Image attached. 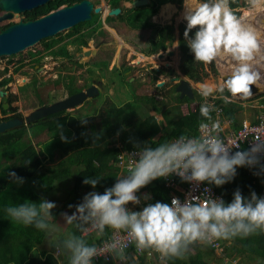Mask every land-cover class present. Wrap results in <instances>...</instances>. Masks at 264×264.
Instances as JSON below:
<instances>
[{
    "label": "clouds",
    "instance_id": "obj_1",
    "mask_svg": "<svg viewBox=\"0 0 264 264\" xmlns=\"http://www.w3.org/2000/svg\"><path fill=\"white\" fill-rule=\"evenodd\" d=\"M235 2L197 0L193 4L192 0H184V37L194 61L204 66L231 64L230 74L219 85H199V94L205 100L200 105V115L207 121L199 124L203 131L192 136L182 134L155 147L146 144L138 149L136 158L128 164L127 173L116 178L112 187L102 194L89 192L80 204L69 205L75 211L61 216L72 230L54 248L46 250L57 264H93V259L102 255L126 264L129 246L134 247L137 256L155 253L160 264H168L173 259H184L196 244L212 245L218 240L244 239L264 232V197H258L254 191L246 198L237 189L232 201L226 203L210 195L209 187L202 196L186 197L183 202L173 197L170 204L157 201L139 211L127 207L139 205L141 197L137 193L160 178L175 175L182 182L221 187L234 179L239 167H259L264 172L261 164L264 136H254L247 148L226 142L220 136L223 132L220 122L213 121L211 115L214 105L207 102L214 93L225 103L237 98L248 100L253 95L252 86L259 88L264 79L260 70L264 67L261 35L256 26L246 24L238 15L239 10L232 7ZM245 4L250 12L264 9V0H245ZM194 29V35L190 36ZM9 176L23 183L15 172ZM99 179L85 178L84 183L95 189ZM143 199L148 200L150 196L145 195ZM54 208V202L42 198L39 202L10 205L5 211L12 222L52 235L60 230L52 212ZM106 230L120 233L121 239L97 247L89 244L84 236L85 233L104 236Z\"/></svg>",
    "mask_w": 264,
    "mask_h": 264
},
{
    "label": "trees",
    "instance_id": "obj_2",
    "mask_svg": "<svg viewBox=\"0 0 264 264\" xmlns=\"http://www.w3.org/2000/svg\"><path fill=\"white\" fill-rule=\"evenodd\" d=\"M79 1L51 0L45 6L28 15V18L34 19L61 5ZM163 2H176L180 5L182 0H157L151 6L128 10L124 20L128 26L134 29L154 27L149 18L156 13L159 5ZM241 5L239 0H236L232 7L236 9ZM115 6L117 5L115 4ZM90 25L92 24L81 23L77 27ZM185 29L186 24L179 25L177 39L181 56L179 68L186 73L185 75L189 79L199 82L203 78L201 75L203 72L202 64L194 61V54L187 46L184 37ZM78 32H80V28L75 30L73 27L67 33V37L70 38ZM194 32L195 29L189 35L193 36ZM156 33L161 42L152 43V47L147 53L155 54L159 49H166L167 46L164 41L167 38L170 40L173 38L171 30L167 31L164 37L159 35L158 30ZM80 37L74 38L71 42L77 45L79 51L81 46L87 42L85 37L84 40ZM42 42H45V49H51L59 41L48 38ZM51 55L53 57H68L69 53L63 48L62 51H52ZM83 60L87 59H81L79 63L87 64L89 62ZM35 62H39V60L36 59ZM168 72L172 73V71ZM1 74L0 72V76ZM152 80L155 82L156 77H153ZM8 81V79L1 80L0 87ZM89 85L86 83V86ZM86 86L84 84L73 89L71 84L67 83L66 88L70 93L72 89L78 93ZM130 95L132 99L121 104L114 102L109 97L101 98L97 106L90 113L82 114L83 116L61 117L59 112L46 117L40 121V126L32 130L35 138L41 133L47 135L46 139L37 142V145H32L28 137L23 140L26 134L25 129H12L0 135V154L4 157V165L0 168V264H13V260L15 264H57L56 259L48 251L44 249L34 251L36 245L41 244L43 238L47 239L48 235L33 227H25L12 222L7 216L6 207L13 204L19 205L25 201L39 202L42 196L51 192L56 182L71 180L72 186L69 189L66 208H64L72 214L75 207L69 208V205H78L87 193L96 191L102 194L106 188L115 184L116 178H118V169L115 167L118 153V149L114 147L116 143L120 142L127 150L139 149L146 144L155 147V144L175 139L182 134L196 135L198 125L204 121L200 115V107L183 115L179 110V98L173 106L162 109L156 105L153 97L136 99L132 93ZM184 99L189 101L188 98ZM142 104L151 105L152 111L160 115L161 122L156 120L154 116L148 115ZM228 106L229 108H227ZM227 107H224L225 115L236 122L233 117L236 112L235 107L232 105H227ZM97 121L100 122L99 125L96 124ZM56 156L59 160L58 163L44 168L46 162H56ZM237 171L238 179L234 177L231 182L221 187L214 186L216 192L222 196L226 203L232 201L233 193L237 189L246 198H250L253 191L257 196L261 192L258 182L248 176L244 167L238 168ZM10 172H15L17 177L23 179V183H18L11 178ZM85 178L100 179L96 188L93 189L91 185L84 183ZM146 188L152 194L150 203L166 202L168 190L158 182V179L152 181L139 192ZM52 212L54 217L58 215V210H52ZM70 230H72L71 226L67 225L66 232ZM77 235L80 233L77 232ZM62 238L64 237H60L58 240ZM85 238L89 244H94L99 243L106 236L104 235L101 239L91 236H85ZM21 240L24 241L25 248L19 247L16 254L12 253L13 250H16V244H19ZM231 240L240 243L239 251L264 258V235L262 232L244 239L237 237ZM52 241L53 238H51L50 243ZM187 256L188 263L183 259H173L168 264H207L203 261L201 251L194 255L187 254ZM97 264H114V262L110 260ZM139 264L143 263L139 262Z\"/></svg>",
    "mask_w": 264,
    "mask_h": 264
},
{
    "label": "rangeland",
    "instance_id": "obj_3",
    "mask_svg": "<svg viewBox=\"0 0 264 264\" xmlns=\"http://www.w3.org/2000/svg\"><path fill=\"white\" fill-rule=\"evenodd\" d=\"M167 1V0H164ZM95 6H99L100 2L99 0H93ZM196 3L197 0H194ZM239 2L242 4L241 7L236 8L238 9V15L241 16V18L244 16L245 13L250 12L245 4V0H239ZM170 5V6H169ZM127 6V5H126ZM130 6V5H128ZM169 6V7H168ZM166 7V8H165ZM172 7V8H171ZM171 8V9H170ZM184 8V0H182L181 4L179 5L176 2H163L159 6V10L152 18L151 20L156 23L157 26L156 30H158L159 35L164 37L167 34V31L171 30L172 33V40L170 38H167L164 41V44H167L166 50H160L159 52L153 54L157 55L160 52L164 53V57L162 59L163 64H155L153 59L149 58L150 54H143L142 60L138 57V55H141L139 53V50L144 49L147 51L150 46L145 44V41L148 38H153L154 40H157L158 43L161 41L158 40V37L156 34V31H146V32H136L133 33L131 30L125 28L122 25V22L120 20H113L116 16H110L107 17V20H105L108 24L105 25L109 27L110 25H116V28L109 27V29H106V31H103L101 33H104L102 36H96L98 34H90L89 36L86 34L85 39H87V45L85 48H81L79 52H77L75 57L70 60H64L59 59L55 57H50L49 52H47L44 48V44L42 41H40L35 46L28 48L24 50L23 52H20L16 55H12L9 57H0V72L2 73V77L7 76L10 77L11 82L9 83L11 85V88H9L14 94L13 97H15V100L13 102L14 108L17 110V112L23 113V115H27L29 112L33 110L38 104L40 103H49L51 100H59L61 98H64L67 95V83L72 85V78H74V81H76L77 86L81 87L85 84L86 81L85 78L86 75H91L94 77L95 81H98L100 86L95 85L101 90V93L107 94L110 96L111 100H113L116 103H124L125 101H129L132 99L131 93H134V96L136 99L144 98V97H153L156 105L159 108L166 109L170 106H173L177 102V98H179V94L175 92V88L177 83L171 81L172 78L178 77L180 80H187L192 87L193 92V98L195 99L186 101L184 98L180 99L179 104V110L183 115H186L188 112L193 110V102H201L204 100L203 97L199 94V85L201 83H207L211 85H219L222 83L220 79L221 72L224 73H230L231 66L228 67L227 64L229 62H222L225 68L220 67V63H213L208 66H204L202 64V70L201 75H203V78L196 82L194 80L189 79L185 74V72L181 71L180 67V51L177 46V39H178V28L181 24H186V21L183 19H179L182 13V10ZM165 9H168V15H165V19L163 17H160L163 11ZM171 10V11H170ZM92 19L88 22H85L86 24H94V23H100L104 16L100 14H92ZM170 16V17H169ZM169 17L168 19H166ZM111 20V21H110ZM251 22H253V19L251 18ZM5 24V22H3ZM255 26V25H254ZM84 29V27H82ZM260 35L262 36V33L264 32V29L262 27H257ZM71 29L63 31L53 38L57 39L58 41H62L60 44H56L55 47L62 46L66 43V41L69 39L67 38V33L70 32ZM80 37V36H79ZM262 39V37H261ZM263 40V39H262ZM110 43L108 48V56L106 59H110V62L108 63V66L106 67V64L103 63H95L92 61L88 65L84 64L83 62L80 64L79 60L83 59L81 57V54L86 51V49H90V46L92 49H96L98 47V44L101 43ZM172 42V43H170ZM169 43L171 44L169 46ZM264 41H262V44ZM89 44V46H88ZM123 48V49H122ZM68 51L73 52L74 47L72 45L67 46ZM169 50L174 51L173 56H167V52ZM121 51V52H120ZM75 52V51H74ZM133 55H131V54ZM120 54V58H119ZM131 55V56H130ZM151 55V56H153ZM90 57V56H89ZM87 57L86 59L88 60ZM144 58V59H143ZM35 59H38L40 63H38L39 69L34 70L32 67L35 63ZM126 59V60H125ZM129 59H132L129 61ZM161 59V58H160ZM75 60V62H72ZM87 60H83L86 61ZM139 60V61H138ZM156 61V60H155ZM166 61V62H165ZM152 62V63H151ZM166 63V64H165ZM264 64V61L261 62ZM132 65L131 71L126 75L127 77H130L132 79L131 84L133 87L130 86V90L127 89L123 83L118 77L119 70L122 69V66H129ZM22 66H25L24 68L27 69L26 72L31 73L32 79H35L37 81V85L35 90L31 87V84L29 86H24L25 79H28L23 72L22 69H20ZM96 68H93V67ZM44 67V68H42ZM100 69H99V68ZM198 67V65H197ZM41 68V69H40ZM229 71H226V70ZM262 74H264V67H261ZM88 71V73H87ZM168 71H172L170 74ZM206 72V74H205ZM199 74V73H198ZM89 77V76H88ZM153 77H156V82L152 83L151 80ZM165 82L164 85L158 86L159 83ZM93 85L86 86L85 88H82L81 91H84L86 88H89ZM173 86V87H172ZM172 87V88H170ZM66 88V89H65ZM170 88V89H169ZM263 91L256 94L255 97L248 99L246 102L243 103L246 104L250 102L252 104L259 98H264V89ZM31 92V93H29ZM32 92L35 93V95L32 94ZM41 95L42 98H39L37 93ZM133 95V94H132ZM225 95H228V93H225ZM213 100L214 102H218V104H222L224 107H227V105H232L235 107L236 112L233 114V117L235 121H242V120H248L251 119L252 116L255 114L258 115L259 110L252 108V107H239L231 103H225L222 99L219 98V94L214 93L213 96H210L207 101ZM261 101V100H260ZM40 102V103H39ZM254 104V103H253ZM248 106V105H247ZM260 106V105H259ZM78 107V106H77ZM142 107L146 111L148 115H152L155 117L156 120L160 121L161 117L159 114H156L152 111L151 105L149 104H142ZM229 108V106L227 107ZM82 113V112H81ZM78 113V116H83L82 114ZM161 122V121H160ZM99 121H97V125H99ZM27 137L29 138V142L32 145H37V142L42 141L43 139H46L47 135L45 133L39 134L37 138H35L32 134V130L27 131L24 136V139ZM56 162H46L44 168L53 166L58 163V158L56 156ZM4 157L0 154V168L2 165H4ZM240 168V167H239ZM238 173V171H237ZM119 175V174H118ZM238 179V174L235 176ZM71 180H65L61 182H56L49 194H46L42 196L43 199H47L48 201L54 202L56 204V208L53 210H58V215L55 218V221L60 224V230L57 233H54L52 235H48L51 238H53V244H48L46 241L42 244V248L44 250H47L49 248H54L55 244L57 243L58 238L64 237L67 232L66 228L67 225H65V221L63 217L61 216V213H67L68 215H71L66 211V202L68 200V193L69 189L71 188ZM65 207V208H64ZM264 235V232H262ZM44 240H47L46 238H43ZM51 242V243H52ZM25 248L24 241L21 240L19 244H16L15 249L12 253L16 254L17 249ZM241 248V245L239 242H234L230 240H220V250H211L208 245H202V244H196L194 245L191 250L189 251L188 255H194L196 252L201 251L203 256V261L207 264H264V258L258 256V255H249L247 253L239 251ZM186 257L183 259L186 263H188V259ZM13 264H15V261L13 260ZM119 264V263H115Z\"/></svg>",
    "mask_w": 264,
    "mask_h": 264
},
{
    "label": "water",
    "instance_id": "obj_4",
    "mask_svg": "<svg viewBox=\"0 0 264 264\" xmlns=\"http://www.w3.org/2000/svg\"><path fill=\"white\" fill-rule=\"evenodd\" d=\"M49 0H0V10L3 15L0 16V22L10 20L13 13H21L24 11H32L39 7L44 6ZM147 0H135L132 3L134 8L147 4ZM102 13L100 6H94L90 0H82L80 2L62 6L48 14L37 18L35 20L19 21L12 24L5 29L0 30V57H9L16 55L24 50L31 48L38 44L40 41L52 38L57 34L69 30L80 23L88 22L92 19V14ZM108 16H117L120 13L119 8H114L107 12ZM103 15V14H102ZM96 50H93L95 53ZM167 56H173L172 50L168 51ZM164 54L159 53L158 58H163ZM230 73L221 72L220 79L223 82L227 79ZM171 81L176 82L177 86L175 91L179 94V99L188 98L193 99V92L191 84L187 80H180L174 77ZM159 83L158 86H161ZM253 95L262 92V88L252 86ZM98 90L95 86L88 89L85 93H77L57 101L46 107H41L30 112L24 123L20 120L13 119L9 121L0 122V134L20 126L23 124L28 125L38 120L44 119L52 114L59 113L64 110L74 109L79 106L85 99L93 97ZM7 105H4L6 108Z\"/></svg>",
    "mask_w": 264,
    "mask_h": 264
},
{
    "label": "flooded vegetation",
    "instance_id": "obj_5",
    "mask_svg": "<svg viewBox=\"0 0 264 264\" xmlns=\"http://www.w3.org/2000/svg\"><path fill=\"white\" fill-rule=\"evenodd\" d=\"M51 0H49L48 2H50ZM80 1H82V0H80ZM79 1V2H80ZM91 2H93V0H90ZM133 1H135V0H99V2H100V7L102 8V13H100V15H102L103 14V16H104V18H103V20L98 24V23H94V24H92V25H90V26H83L84 27V29L80 26V27H74L75 28V30L76 29H78V28H80V32H78V33H76L74 36H72V37H67V38H69L67 41H66V43L64 44V45H62V46H58V47H55L56 46V44H60V43H62V41L60 42H58V43H56L55 45H54V47H52L51 49H45L47 52H49V55H50V57H53L52 55H51V52L52 51H62L63 50V48L66 50V52H68L69 53V56L68 57H61V56H57V57H55V58H59V59H64V60H70V59H72V58H74L75 57V54L77 53V52H79V50H77L78 48H77V45H75V44H72L71 42H72V40L74 39V38H78L79 37V35L80 36H83V37H80V39H82L83 38V40H84V37L86 38L87 36H86V34L89 36L90 34H92V33H94V34H98V35H96V36H102V35H104V33H106V32H104V33H101V32H103V31H106V29H109V27L111 26V27H113V28H116L117 29V26L116 25H110L109 27H107L106 25L108 24L105 20H107V17H110V16H108L107 14V12H109V10H111V9H114V8H119L120 9V13L113 19L114 21L115 20H120L121 22H122V25L125 27V28H127V29H129V30H131L133 33H136V32H146V31H156L157 32V30H156V27H159V26H157L156 25V23H154L151 19L152 18H154V16L156 15V13L158 12V10H159V7H158V9H157V11H156V13L154 14V15H152V16H150V18H149V21L154 25V27L153 26H151V27H149V28H137V29H134V28H131L130 26H128L127 25V23L125 22V20H124V16L128 13V10H131V9H137V8H142V7H148V6H151L152 4H154L157 0H147L148 1V3L147 4H145V5H143V6H139V7H137V8H134L133 6H132V3H133ZM164 1V0H163ZM47 2V3H48ZM46 3V4H47ZM74 3H77V2H73V3H71V4H74ZM45 4V5H46ZM71 4H64V5H61V6H59L58 8H60V7H62V6H67V5H71ZM93 4H94V2H93ZM115 4L117 5V6H115ZM162 4V3H161ZM160 4V5H161ZM44 5V6H45ZM127 5V6H126ZM128 5H130V6H128ZM159 5V6H160ZM94 6H95V4H94ZM43 7V6H42ZM40 8V7H39ZM58 8H56V9H58ZM38 9V8H37ZM56 9H54V10H56ZM36 9H34V10H32V11H24V12H21V13H13V15H12V18L10 19V20H4V21H2V22H0V30L1 29H5V28H7L8 26H10V25H12V24H15V23H18L19 21H27V20H35V19H37V18H40V17H42V16H44V15H42V16H39V17H37V18H34V19H30V18H28V15H30L31 13H33L34 11H35ZM54 10H52V11H54ZM51 12V11H50ZM49 13V12H48ZM47 13V14H48ZM1 15H3V11H1L0 10V16ZM46 15V14H45ZM3 22H5V24H3ZM106 25H105V24ZM81 24V23H80ZM79 25V24H78ZM72 29V28H71ZM155 35H157V33L155 34ZM53 38V37H52ZM88 38V37H87ZM55 39V38H54ZM88 41V40H87ZM157 42V40H154L153 38H148L146 41H145V44H147L148 46H150V48L149 49H151V45H152V43H156ZM44 45H45V42H42ZM170 43H172V42H170ZM169 43V46L171 45ZM109 44L110 43H105V41H104V43H101V44H98V47L95 49L96 50V52L95 53H93V50L94 49H92V47L90 46V49H86V51L84 52V53H82L81 54V57L83 58V59H85V58H87V57H89L88 58V60L87 61H89V63H88V65L90 64V63H92V61L93 62H95V63H97L98 64V62L99 63H103V64H106V67L108 66V63L110 62V59H106V57L108 56V54H107V52H108V49H110V48H108V46H109ZM173 44V43H172ZM70 45H72L73 47H74V50H73V52H70V51H68V49H67V46H70ZM87 45V42H86V44H84L83 46H81V48H85V46ZM166 46H168L167 44H165ZM88 46H89V44H88ZM44 48H45V46H44ZM167 48V47H166ZM123 49V48H122ZM149 49L147 50V51H145L144 49H142V50H139V53H141V55H143V54H145V55H147V54H150V53H147L148 51H149ZM81 50V49H80ZM160 50H162V49H159V51ZM164 50H166V49H164ZM75 51V52H74ZM77 51V52H76ZM90 51V54L88 55V56H86L85 54H87L88 52ZM141 51V52H140ZM158 51V52H159ZM170 51V50H169ZM173 51V50H172ZM121 52V51H120ZM174 52V51H173ZM160 53H163V52H160ZM164 54V53H163ZM77 55V54H76ZM131 55H133V54H131ZM130 55V56H131ZM150 55H153V54H150ZM78 56V55H77ZM121 56H120V54H119V58H120ZM151 57V56H150ZM36 60V59H35ZM126 60V59H125ZM130 60H132V59H129V60H127V61H129L130 62ZM72 62H75V60H73ZM38 63H40V61L39 62H37V63H35L32 67L34 68V70L36 71V70H38L39 69V66H38ZM222 65H223V63L222 62H220V64H219V66L220 67H222ZM25 66H22L20 69H22L23 70V72H25V74H26V76H28L27 78L28 79H25L24 81H25V83H24V86H29L30 84H31V87L33 88V90H35V88H36V85H37V81L35 80V79H32V77H31V73H29V72H26L27 71V69H29V68H24ZM132 65L130 64L129 66H127V65H125V66H122V69L121 70H119V72L120 73H118V77H119V79L121 80V81H123V83H124V85H125V87L127 88V89H129L130 90V86L131 87H133V85L131 84V81H132V79L130 78V77H127L126 75L131 71V69H132ZM42 68H44V67H42ZM93 68H96L95 66L93 67ZM99 68V67H98ZM41 69V68H40ZM100 69V68H99ZM87 73H88V71H87ZM87 76V79H85V80H82V82L83 81H87V83L88 84H90V85H93V86H95V85H99L100 86V84H99V82L98 81H95V79H94V77L93 76H91L90 74L89 75H86ZM89 76V77H88ZM8 78H6V77H2V76H0V81L1 80H3V79H8L9 81L4 85V86H1L0 87V90H2V91H4L5 93H6V96H4V97H0V122H3V121H9V120H13V119H17V120H20V121H22L23 123H24V121H25V118H26V116L30 113H28L27 115H23V113H20V112H17V110L14 108V106H13V102L14 101H12L13 99H15V97H13V92L9 89V88H11V85L9 84L10 82H11V80H10V77L9 76H7ZM157 79V78H156ZM151 82L152 83H154L153 82V80H151ZM156 82V81H155ZM77 84H78V82H77ZM77 84H76V81H74V78H72V87H73V89H75V87L77 86ZM165 84V82H163L162 83V85H164ZM96 87V86H95ZM173 87V86H172ZM172 87H170V88H172ZM97 88V90H98V93H96L93 97H91V98H87V99H85L78 107H75L74 109H70V110H64V111H61L60 113H61V117H64V116H78V113L80 114L81 112V114H87V113H90V111H92V109H94L96 106H97V104H98V102H99V100L101 99V98H103V99H105V98H107V97H109L110 98V96H108L107 94H104V93H101V90L98 88V87H96ZM169 88V89H170ZM175 88V87H174ZM66 89V88H65ZM72 89V92L70 93L69 91H67L68 93H67V95L64 97V98H61V99H59V100H51V101H49V103L47 102H45V103H43L42 102V104H38L35 108H33V110L32 111H34L35 109H38V108H41V107H46V106H49V105H51V104H53V103H56L57 101H60V100H63V99H65V98H68L69 96H71V95H73V94H76L75 92H74V90ZM88 89V88H87ZM175 91V90H174ZM29 93H31V92H29ZM32 94L33 95H35V93L34 92H32ZM132 94H133V96H134V93L132 92ZM37 95H38V97L39 98H42L41 97V95L39 94V92L37 93ZM179 97V96H178ZM195 98V97H194ZM193 98V99H194ZM111 99V98H110ZM7 101H9L8 103H7ZM40 103V102H39ZM7 105V107L6 108H4V105ZM31 111V112H32ZM45 119V118H44ZM41 120H43V119H41ZM41 120H38V121H36V122H34V123H31V124H28V125H25V124H23L22 123V125H20V126H16L15 128H13V129H15V130H19V129H25V130H27V131H31V130H35L36 129V127L37 126H40V121ZM10 130H12V129H10ZM9 131V130H8ZM4 134V133H3ZM0 135H2V134H0ZM28 138H30V137H28ZM23 140H25L24 139V137H23Z\"/></svg>",
    "mask_w": 264,
    "mask_h": 264
},
{
    "label": "built area",
    "instance_id": "obj_6",
    "mask_svg": "<svg viewBox=\"0 0 264 264\" xmlns=\"http://www.w3.org/2000/svg\"><path fill=\"white\" fill-rule=\"evenodd\" d=\"M255 97L252 96L251 98ZM261 100V101H260ZM246 102L247 100H239L233 99L232 102L234 105L239 107H252L259 110L258 115L255 114L251 117V119L248 120H242V121H236L234 122L232 118L227 117L224 112V106L222 104H218L214 102L213 100L207 101L208 103L214 105L215 111H213V121H219L221 124V127L223 128V132L220 133V136L226 140V142L231 144H237L239 143L241 148H247L248 147V141H250L254 136L260 135L264 136V98H259L252 104L250 102L244 104L243 102ZM205 100L201 102H193V110L195 111L197 107H200L202 103H204ZM231 103V104H233ZM248 105V106H247ZM260 105V106H259ZM202 122V121H201ZM200 122V123H201ZM207 122V121H204ZM203 130L199 128V125L196 130V135L200 134ZM118 149L117 153V160L115 162V167L118 169V177L123 176L127 173V167L129 162L132 158H136V153L138 149H131L127 150L123 147V145L118 142L115 144V146ZM238 149H233V151H236ZM261 164H264V157L261 158ZM246 169V173L248 176H250L253 180L258 182V185L261 188V192L258 194V197H264V172H261L259 170V167L250 168V167H244ZM158 182L168 190V196L167 200L164 203H171V199L173 197H177L183 202L186 197H192V196H202L204 194L205 188H211L210 195L217 198H222V196L216 192L214 185H208L207 183L203 184H195V183H187L182 182L178 176L172 175L168 177L167 179L160 178L158 179ZM139 197H141V203L139 205H132L129 204L127 207L132 211H139L144 206L150 203L152 199V194L149 192L148 188L143 189L141 192L137 193ZM145 195L150 196V199L144 200L143 197ZM223 199V198H222ZM84 236H91L95 237L97 239H101L103 236H97L95 233H85ZM106 238L102 239L99 243H94L97 247H103L105 242H111L112 240H118L121 239V234L116 233L112 230H106L105 233ZM125 242H127L125 238ZM211 250H220V240L215 241L212 245H208ZM127 252L129 254V259L126 262V264H139V262H142L143 264H160V261L158 259L157 254L148 255L147 253L136 255L134 252V247L129 246L127 249ZM112 260L114 263H119L118 261L113 260L111 256H98L93 259V264L101 263V262H109ZM67 264V263H66Z\"/></svg>",
    "mask_w": 264,
    "mask_h": 264
},
{
    "label": "bare ground",
    "instance_id": "obj_7",
    "mask_svg": "<svg viewBox=\"0 0 264 264\" xmlns=\"http://www.w3.org/2000/svg\"><path fill=\"white\" fill-rule=\"evenodd\" d=\"M192 2H193V4H195V2H194V0H192ZM170 6V5H169ZM168 6V7H169ZM166 8V7H165ZM172 8V7H171ZM170 8V9H171ZM171 11V10H170ZM164 13H162L161 14V16L160 17H163L164 19H165V15L167 14L168 15V13H166V12H168V9H165V11H163ZM184 14H185V7L183 8V10H182V13H181V16H179L180 18L179 19H183L184 18ZM170 17V16H169ZM169 17H167L166 19H168ZM251 18L253 19V22H251ZM242 20H244V22L246 23V24H248V23H250V24H253V25H255L256 27H262L263 29H264V9H262V10H258V11H252V12H247V13H245L244 14V16L242 17ZM262 41H264V32L262 33ZM262 45H264V43L262 44ZM90 54V51L87 53V54H85L86 56H88ZM151 56V55H150ZM138 57L140 58V60H142V55H138ZM149 58H151V59H153V61H154V63L155 64H163L162 62V59L163 58H158V56L157 55H153V56H151V57H149ZM144 59V58H143ZM156 60V61H155ZM139 61V60H138ZM166 62V61H165ZM152 63V62H151ZM166 64V63H165ZM227 66L229 67L230 66V63H228L227 64ZM223 67L225 68V66L223 65ZM229 68H231V66L229 67ZM261 70V72H262V69H260ZM226 71H229L228 69L226 70ZM93 86H91V87H89L88 89H90V88H92ZM260 88H262V89H264V79H262L261 81H260V86H259ZM87 88L84 90V91H80V92H78V93H85L87 90H88ZM77 94V93H76ZM4 96H6V93L4 92V91H2V90H0V97H4Z\"/></svg>",
    "mask_w": 264,
    "mask_h": 264
},
{
    "label": "crops",
    "instance_id": "obj_8",
    "mask_svg": "<svg viewBox=\"0 0 264 264\" xmlns=\"http://www.w3.org/2000/svg\"><path fill=\"white\" fill-rule=\"evenodd\" d=\"M45 241H46V243L50 242V241H51L50 237L48 236V237H47V240H44V239H43V241H42L41 244L36 245V247L34 248V251H40L41 248H42V244H43ZM32 256H34V255L32 254ZM29 257H30V256H29Z\"/></svg>",
    "mask_w": 264,
    "mask_h": 264
}]
</instances>
